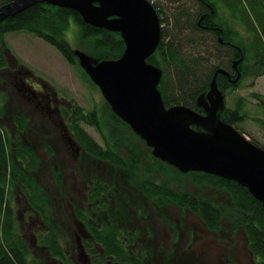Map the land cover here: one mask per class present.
<instances>
[{"label":"trees","instance_id":"trees-1","mask_svg":"<svg viewBox=\"0 0 264 264\" xmlns=\"http://www.w3.org/2000/svg\"><path fill=\"white\" fill-rule=\"evenodd\" d=\"M10 1L0 0V7ZM149 1L159 14L162 25V40L156 52L147 61L163 71L159 91L167 107L185 105L203 114L205 113L204 99L210 90L216 70L224 69L232 73L234 59L245 58L249 51L255 55L257 61H260L258 64L264 59V10L260 13L259 9H256L262 0H169L172 7L174 4L184 6L183 9H179L180 6L172 14H168L160 4L157 5L152 0ZM249 9L253 15L249 14ZM232 22L238 23L244 28L246 38L244 34L243 39L241 38L239 28L232 25ZM72 24L76 27L73 34L76 48L80 52L91 55L97 62L106 59L116 60L123 55L126 45L120 33L86 24L82 17L73 10L39 3L0 23V72L9 65L4 37L6 33L11 32H25L35 36L56 48L70 65L78 67V52L76 48L71 46L67 37ZM221 38L223 42L220 41ZM243 65L245 66L242 61L240 73L242 72V78H245L247 74ZM255 71L258 72L253 75L254 79L263 76L264 62L256 67L253 73ZM86 76L88 75L86 74ZM217 83L225 95H228L227 89L235 91V88L239 86V84L235 85L230 82L228 77L224 75L217 77ZM11 84L12 82L9 83L11 89H14L13 84ZM10 93L13 94L12 91ZM252 97L258 100L260 111H264V96L253 93ZM15 98V94L10 95L9 101ZM244 102L245 99L238 100L235 108L224 106L219 112V118L235 127L241 134L246 135L244 129L240 127V124L247 119L245 110H242ZM78 112L80 111H74L76 117L78 118L77 115H79L81 119L86 120ZM111 113L115 119L116 127L123 129L124 132L116 137L106 138L103 135L102 144L104 143L105 148L93 139L85 129L79 127L76 118L75 124L71 119L72 123L69 128L75 136V141L84 152L92 153L100 159L110 161V163L121 164L125 170L128 169L129 173L133 175L135 185H138L139 182L141 185L145 178L154 175L155 171L158 170L162 172V175L170 174V182L177 186H183L184 176L192 175L197 184L218 188L220 193L228 196L226 201H213L181 189H171V201L180 209L197 214L211 231L217 233L228 231L233 234L245 235L247 247L255 264H264V208L262 203L246 187L234 180L203 172L182 173L162 160L153 163L151 159L155 157L151 154L152 148L150 149L142 138L137 136L132 128L119 118L112 109ZM262 115L260 121H264V112ZM16 120L19 127L24 130L26 125L23 120L19 117ZM86 121L102 133L101 120L91 115L90 119ZM127 130L142 142L143 147L138 143L130 145L132 141L129 140L130 136H128ZM17 139L16 142L14 140V143L17 144V148H21L17 152H25L24 155L11 152L9 139H5L0 134V212L3 211L4 200L8 201L9 206L11 205V200L7 199L6 194L8 185L24 186L28 201L41 212L45 220H48L52 217L53 210L47 204V196L40 185L42 182H39L41 178L38 171H33L34 169L39 170L40 159L31 157L32 162H29L32 164L30 167L22 165V163H26L27 156L33 154V150H27L31 147L26 145L27 149H24L22 143L24 139H20L19 135ZM249 140L264 149V146L254 139ZM49 153L53 154L54 151L49 150ZM147 153L150 157L147 156ZM122 154H126L125 159L120 156ZM22 157H25L23 161ZM172 172H175L177 176L173 177ZM178 176L181 178L178 179ZM59 180L61 179H57V182ZM44 185H46L45 182ZM152 194L157 195V191ZM37 202H42V205L39 207ZM75 215L78 219H83L85 216L83 209L78 206L75 207ZM6 218L10 219V216H6ZM49 227L50 233L43 240L47 249L46 252L63 258L62 240L60 236H58V240L55 238L57 235L53 233L50 222ZM97 241L107 256L114 257L113 263H133V256L122 249L120 240L108 236L97 239ZM94 258L93 264H106L107 262L105 257L97 256ZM0 264L24 263L18 252L13 249L8 252L0 246ZM65 264L73 263L66 262ZM171 264H175V260L172 259Z\"/></svg>","mask_w":264,"mask_h":264},{"label":"flooded vegetation","instance_id":"flooded-vegetation-1","mask_svg":"<svg viewBox=\"0 0 264 264\" xmlns=\"http://www.w3.org/2000/svg\"><path fill=\"white\" fill-rule=\"evenodd\" d=\"M263 6L264 0L256 9H259L261 13L264 10ZM249 14L253 15L251 9H249ZM243 59L245 73L248 75L246 76L253 78V75L258 72L253 73V70L260 66L264 59L258 64L260 61H257L255 55L250 51ZM234 60L236 61V59ZM240 63L237 64V68H232L230 74L233 80L238 70L240 72ZM13 76L14 89L10 88L8 92L12 91L15 94L19 105L13 115L8 113L6 122L2 124L8 127L9 137L17 139L19 134L24 137L16 118L19 117L23 120L21 113L27 117L24 110L27 106H31L32 110H39L46 114L57 126L56 131L59 130L62 135L63 139L60 140L66 155L60 159V162L64 163V159L68 158V163L70 162L72 167L64 168L54 164V170L48 168L50 171H55L60 179L67 183L69 189V193L65 197L67 200H65L62 198L63 193L60 194L58 189L56 174L51 173L58 193H54V206L52 207L54 213L48 220H45L41 212L28 201L25 191L20 189L11 191L10 185H8L6 194L7 199L11 200V205L9 206L8 201L4 200L3 211L0 212V246L3 250L9 252L10 249H13L18 252L24 264H65L66 262L93 264L94 257L97 256L105 257L106 264H119L113 263L114 257L107 256L97 241V239L109 236L112 239L120 240L122 249L133 256L132 264H171L172 259L175 260V264H184L188 255H199L196 253L198 251L193 248V244L197 243V237H203L205 234L216 239L218 236L221 237L218 239H224L226 231L217 233L209 230L200 217L194 220L193 227H188V221L184 222L182 216L174 217L172 215L170 174L162 175V172L156 170L155 174L145 178L141 185H135V178L121 164L110 163V161L100 159L92 153L84 152L81 146V150L78 152V143L75 146L68 139L69 135L65 134L67 126L61 108L66 101L59 98L56 92L49 90L47 83L42 79L39 80L42 86L35 89L34 84L29 82L25 76H18L16 73H13ZM241 80L242 72L238 83H233L229 79L235 85L240 84ZM53 144L58 145L59 143L53 141ZM151 150L153 155V149ZM82 151L88 158L87 161L80 159ZM53 154L49 153V156L59 162L55 152ZM120 156L126 158V154ZM147 156L150 157L148 153ZM159 160L156 157L152 159L153 162ZM110 168L112 171L107 172ZM106 174L107 176L104 178L103 176ZM44 180L46 181V179ZM154 191H157V195L152 194ZM63 199L67 206L66 215H60V210L56 212L54 209V207L59 208L60 205H64ZM37 203L39 207L42 205V202ZM76 206L83 209L85 214L83 219H78L75 215ZM6 216H10V219H7ZM65 216L67 217L63 218ZM49 222L52 224L53 233L57 235L55 237L57 240L61 231L60 224L66 223V232L64 233L66 245L63 258L46 252L43 240L50 233ZM174 223L175 225H173ZM233 236L231 232H227L225 237L228 240L227 243L234 242ZM243 236L245 237V235ZM216 239H211L209 242L214 247L221 246ZM190 241L192 243L188 244ZM227 250V247H224V251ZM232 260L225 254L222 263L232 264ZM251 263L255 264L250 253V260L246 261V264Z\"/></svg>","mask_w":264,"mask_h":264},{"label":"water","instance_id":"water-1","mask_svg":"<svg viewBox=\"0 0 264 264\" xmlns=\"http://www.w3.org/2000/svg\"><path fill=\"white\" fill-rule=\"evenodd\" d=\"M39 3L73 10L86 24L121 34L126 48L119 59L93 64L82 52L80 65L113 112L153 149L156 158L183 173L203 172L234 180L264 208V149L219 118L225 95L217 77L224 75L237 83L239 70L234 80L224 69L215 71L203 103L205 113L185 105L167 107L159 91L163 71L147 61L162 40L161 20L149 0H11L0 7V23ZM242 60L234 61L233 67ZM66 132L77 146L67 127Z\"/></svg>","mask_w":264,"mask_h":264},{"label":"rangeland","instance_id":"rangeland-1","mask_svg":"<svg viewBox=\"0 0 264 264\" xmlns=\"http://www.w3.org/2000/svg\"><path fill=\"white\" fill-rule=\"evenodd\" d=\"M152 1L157 5L160 4L168 14L174 13V11L180 6L181 7L179 9H183L184 7L182 5L179 6L174 4L173 8L169 4V0ZM232 25H235L236 28H239V31L241 32V38L243 39V34L245 36L244 28L238 23L232 22ZM75 31L76 27L74 26V24H72L67 37L73 48H76V42L74 38L75 36L73 34L75 33ZM246 37L247 36H245V38ZM4 45L5 49H7L6 57L9 61V65L7 66L8 68L5 67L6 69L3 68L0 72V80H2V82H0V97L2 106V112L0 113V134H2L5 139H9V147L11 150H14V148L12 147L14 140L16 142V140L18 139H12V137H9L7 132L8 127L2 124L6 122L8 113L10 115H13L14 112L18 110V98L15 96L16 98L14 100L17 99L16 101H9V96L13 95L12 93L8 92V90L11 88L9 83L14 82L13 73H16L18 76H25L29 82H32L34 84L33 86H35V89H37L39 86H42L39 80H44L45 83H47L49 90L56 92L59 98L66 101L65 105L61 108V112L63 114L67 129L69 130L70 134L73 135V137L75 136L69 128V125H71L72 123L71 119H73V124H75L78 120L79 127L85 129L100 145L102 144V139H104L103 135H105L106 138H109L113 136L116 137L117 135H121L122 132H124L123 129H118L116 127L115 119L113 118V115L111 113L110 105L105 100L99 87L90 79V77L88 78V76H86L87 73H85V69L81 67L80 60L78 67H73L63 58V56L56 48L25 32L6 33L4 37ZM76 51L78 52V55L79 53H82L77 48ZM89 56L91 57L93 64L98 63L91 55ZM243 68H245L244 65ZM227 92L228 95H225V93L223 92L225 95L223 107L227 106L229 108H235L237 106L238 100L245 99V102L242 104V110H245V117L247 119L245 122L240 124V127L244 129V131L246 132L245 136H247L248 139H254V141L264 146V121H260V118H262V113L264 111H260V108L258 107V105H260L258 100L252 97L253 93L264 96V75L257 79L250 77L248 78L246 76L245 78H242L239 86L235 88V91H233L232 89H227ZM206 101L207 97H205L204 99V102ZM73 110L80 111L78 112V114L84 116L86 120L90 119L91 115H94L98 120H101L102 133L99 132L95 127L90 126V124H88L86 120L81 119L79 115H77V118ZM24 112H27V117L23 115V113H21V115L26 127H24V130L20 128L24 134V137H21L20 134L19 137L20 139H24L22 142L24 149H27L25 145L30 146L31 148L27 150H33V154L27 156L26 163H22V165H27L28 167H30V164H32L30 163L32 162L31 157H37L40 159L41 166L39 165V170L34 169L33 171H38L39 177L42 181L46 179V181L44 180L46 186L41 180L39 182H42L41 184L43 185V187H45L42 188V190L47 196L48 206L53 207L54 193H58V190L56 188L57 186H59L58 189L60 190V194L61 192L63 193L62 198H64L65 200H67V198L65 197L69 193L68 185L66 182L64 183L63 179L59 180L57 182V186H55L51 173L56 174V179H60V176L55 171H50L54 170L55 168L53 162L60 165L61 167L63 166L64 168L71 166V164H69L70 162L68 163V158L64 159V163L60 162V159H63V156L66 155L63 152L65 150L60 140L63 138L61 136L59 137L56 131V129L58 128L55 124L52 123L53 121L41 111H35V109L32 110L31 106H27ZM196 129L198 131H202L201 128ZM127 133L128 136H130L129 140L132 141L130 145H132L133 143H138L142 146V142H140L136 136H133L129 130H127ZM65 134L67 133L65 132ZM53 141H57L59 144L54 145ZM102 145L105 148L104 143ZM18 149L21 148L15 147V150ZM143 149L145 150V148ZM49 150L55 152V156L57 160H59V162L56 161L53 157L49 156ZM15 154L24 155L25 152L18 153L17 151H15ZM24 158L25 157H22V161ZM80 159L82 161L84 159L86 161L88 160V158L84 155V152L80 155ZM48 168L50 170H48ZM109 171H112V168H110L107 172ZM107 174L103 177L106 178ZM172 176L176 177L177 174L175 172H172ZM187 176H184L185 181L183 186H177L171 183L172 189H181L182 191H187L193 195L201 196L204 198L206 197L213 201L221 202L228 199V196L224 193H220L218 191V188L197 184L192 175ZM179 178H181V176H178V179ZM78 182L80 183V180ZM104 182L108 184L106 180H104ZM9 185L11 191H17V189H20L26 192L24 186L20 187L17 185ZM64 199L63 206L60 205L59 208L54 207L56 212H59L60 210V215L67 214V206ZM21 201L23 200L21 199ZM69 211L71 212V209H69ZM172 215L174 217L182 216L184 218V222L188 221V227H193L195 225L194 220H196L197 217L199 218L197 214L188 210L179 209L175 205H173L172 207ZM66 217L67 216L63 218ZM173 225H175V223ZM60 226V239L62 240L63 247L65 248L66 242L64 239V233L66 232V223H61ZM227 232L228 231L224 233V239H218L221 238L219 236L216 239L215 237L205 234L203 237H197V243L193 244V248L198 251L196 253H198L199 255H188L184 264H223L222 261L224 260L225 254L233 259L232 264H246V261L250 260V251L246 245L245 237L243 235L233 234L231 232L234 235V242L230 241V243H227L228 240L225 239ZM214 238L219 241V245L221 246H212V243H210L209 240H215ZM191 241L188 242V244L192 243ZM230 244L231 246H229ZM224 247H227L228 249L226 252L224 251Z\"/></svg>","mask_w":264,"mask_h":264},{"label":"bare ground","instance_id":"bare-ground-1","mask_svg":"<svg viewBox=\"0 0 264 264\" xmlns=\"http://www.w3.org/2000/svg\"><path fill=\"white\" fill-rule=\"evenodd\" d=\"M54 124V123H53ZM57 130V129H56ZM57 133H58V135H59V137L61 136L62 137V135H61V133L59 132V130L57 131ZM17 146V144H15V143H13L12 144V147L14 148V150H11L10 149V151L11 152H13V153H15V151H17V150H15V147ZM53 164H55L56 166H59L58 164H56L55 162H53ZM43 183H44V180L42 181ZM40 185L43 187V185L40 183ZM43 188H45V187H43Z\"/></svg>","mask_w":264,"mask_h":264}]
</instances>
